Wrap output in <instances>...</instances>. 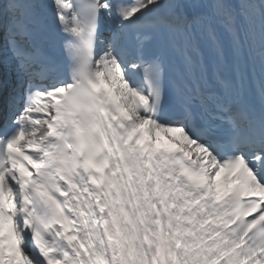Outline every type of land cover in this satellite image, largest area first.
<instances>
[{
  "label": "snow or ice",
  "instance_id": "obj_1",
  "mask_svg": "<svg viewBox=\"0 0 264 264\" xmlns=\"http://www.w3.org/2000/svg\"><path fill=\"white\" fill-rule=\"evenodd\" d=\"M0 264H264V0H0Z\"/></svg>",
  "mask_w": 264,
  "mask_h": 264
}]
</instances>
